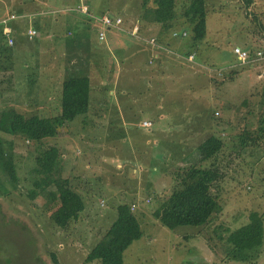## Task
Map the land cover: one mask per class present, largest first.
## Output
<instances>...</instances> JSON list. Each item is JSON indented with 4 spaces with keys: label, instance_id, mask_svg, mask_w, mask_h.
<instances>
[{
    "label": "rangeland",
    "instance_id": "rangeland-1",
    "mask_svg": "<svg viewBox=\"0 0 264 264\" xmlns=\"http://www.w3.org/2000/svg\"><path fill=\"white\" fill-rule=\"evenodd\" d=\"M141 5L142 0H0V17L9 12L29 15L17 21H27L37 30L32 38L20 40L18 34L27 29V24L17 26L10 48L0 35V111L12 107L24 115L41 117L60 111V84L55 78L64 77L80 65L66 64L61 57L55 59L60 46L56 51L51 46L52 18L60 20L62 27L66 26L64 20L70 19L68 28L76 36L86 19L79 9L87 11L84 13L90 18L94 13L120 15V29H107L125 33L119 35L124 40L131 36L144 42L138 33L140 24L147 25L137 20ZM153 5L148 3V7ZM186 6L185 0H176L177 22L182 24ZM101 16L94 18L99 26ZM90 18L86 22L91 25ZM204 19V38L192 49L182 47L184 52L193 51L192 62L179 60L172 49L164 46L166 54L159 59L165 66L163 78H150L144 71L133 74L134 87L127 86L130 95L122 96L125 102H134L128 107L135 115L131 123L114 119L111 91L115 95L117 89L112 88L111 80L115 53L103 43L106 55L102 53L99 59L104 63V86L99 78L96 82L92 77L91 123L76 117L61 126L57 136L38 142L0 131L1 145L9 151L18 178L14 186L0 162V264H99L86 263V255L115 220L118 205L124 203L130 205L142 230V236L124 251V264H264V136L251 140L257 136L260 114L264 115V59L240 63L234 53L242 48L251 59L262 51L264 58V0H205ZM135 26L137 32L132 34ZM184 26L187 30L183 40L189 44L193 32L190 25ZM99 30L92 34L98 42ZM173 31L167 38L159 35L162 45L182 40L173 36ZM104 33L101 42L107 38L106 29ZM151 38L158 42L155 36ZM141 42L137 45L143 51L141 57H146V46ZM111 57L113 61H109ZM157 114L163 116L153 125L139 126L144 118ZM211 133L224 143L218 163L223 176L212 189L221 210L209 224L167 228L153 211L178 186L175 171L187 162L180 161V151L187 147L184 144L193 147ZM157 137L161 145L152 144ZM142 142L147 151L152 149L153 156H159L153 158L152 165L140 160L139 155L131 159L135 143L141 148ZM51 146L58 150L53 172L36 174L35 157ZM162 151L168 154L165 162L160 158ZM202 166H208V162ZM35 177L49 183L67 178L81 196L84 209L66 228L50 219L56 204L42 197H28ZM251 211L263 217L259 252L246 260L230 259L224 254L225 237L228 231L245 224Z\"/></svg>",
    "mask_w": 264,
    "mask_h": 264
},
{
    "label": "trees",
    "instance_id": "trees-1",
    "mask_svg": "<svg viewBox=\"0 0 264 264\" xmlns=\"http://www.w3.org/2000/svg\"><path fill=\"white\" fill-rule=\"evenodd\" d=\"M149 2L154 5L148 7ZM185 4L187 6L181 15L185 20L183 24L177 22L176 0H142L141 18L149 24H157L159 34H165L172 29L177 33L176 37L180 39H185V35H182L184 30H187L184 24L190 25L193 37L188 46L192 49L197 41L204 38L205 0H185ZM23 37L27 39L22 35L20 39ZM89 95L88 76L77 72L70 73L61 83L58 114L41 117L38 114L24 115L12 107L2 109L0 111V131L34 142L55 137L59 133L60 127L66 122L88 112ZM261 114L258 118L261 124L255 131L257 136L251 137L252 141L253 138L257 140L264 136V115ZM223 146V140L218 135L209 134L189 155L185 166L179 167L175 171L178 186L153 211V216L163 226L170 229L182 225L201 226L209 224L220 212L221 206L212 189L223 176L218 166ZM8 152L4 150L0 142V162L11 183L16 186L18 178L13 159ZM57 159L58 150L51 146L35 157L33 171L36 174L42 171L52 173ZM205 162H208V166L203 167ZM33 180V187L28 190L27 195L31 200L42 197L47 202H51V205H57L50 214V219L54 224L60 228H66L78 218L79 213L84 209V202L79 193L70 186L69 179H54L50 183L42 178L35 177ZM50 184H52L51 189L46 188ZM228 232L224 240V254L230 259L252 258L258 254V248L262 245L263 217L257 211H251L245 224ZM141 236L142 230L139 221L131 211L130 205L120 204L117 207L115 220L104 236L87 253L85 262L124 264V251ZM251 250L257 251L252 253ZM54 261L56 262V260Z\"/></svg>",
    "mask_w": 264,
    "mask_h": 264
},
{
    "label": "crops",
    "instance_id": "crops-1",
    "mask_svg": "<svg viewBox=\"0 0 264 264\" xmlns=\"http://www.w3.org/2000/svg\"><path fill=\"white\" fill-rule=\"evenodd\" d=\"M79 11L82 14L86 15V17H85L86 19L84 20V23H83V21L81 22V25L78 29V33L76 36H72L73 31L68 28L67 22L70 19L64 20V22L66 23L65 27H62V23L60 20H58L56 18H52V20H51V46L53 47V49H55V51H56V48L58 46H60L55 53V56H54L55 59H58L59 57H61L64 59L66 64H72V65L78 64V65H80L79 67H76V68L74 67V69L67 71V75H65V76H68L70 73L77 72L78 74H81V75L83 74V75L88 76L89 81H90V95H89L90 97H89L88 112L84 115H80L77 117H79L80 120L84 121V122L88 119L91 123V121L93 120L91 118L92 115H89L92 111H94V108L91 105V103L94 101V97L92 95V92H93V90H92L93 89V86H92L93 85V83H92L93 78L92 77L96 78V82L99 78V80L101 81L99 84H101L102 87L104 86V85H102V84H104V81H103V78H104L103 77V72H104V65L103 64L104 63H103V60H101L103 58L102 53H105V48L104 47L101 48V45H103V43H104L107 48H111L113 53H115V55L113 54L115 57V61L113 64L114 69H115L114 76L112 75L113 74V66H112V72H111V75L113 76L112 80H111L112 81L111 86L114 90L117 89V93L115 95H114V91L113 90L111 91L112 96H114V100L112 103V110L116 116L114 119L116 121H120L122 123L123 122L124 123H131L132 119L133 118L135 119V115L133 114V112L128 110V107L129 106L132 107L134 102H130V101L125 102L124 99L122 98V96L126 95L127 93L130 95L129 89L130 88L133 89V87H134L132 84V82L134 81L133 74H135V72L144 71V72L149 73L150 78H152V76H156V78H159V77L163 78L162 75L165 74V66L162 65L161 62H159V59H161L162 56L164 54H166L164 52V49L165 48L172 49V51H174V53H176L177 58L179 60L184 59L185 62H188V60L185 58L187 51L184 52L183 48L184 49H187V48L191 49V48H189L187 41H185L183 39L181 41L174 40L172 43H171V40H169V41H167L166 45H164V44L162 45V43H160V41H159V35H161V34H159V26H157V24L153 25V24H149V23H147L146 26H142V24L139 23L140 27H139L138 33H141L142 36L140 35V37H141L142 41H144V42L138 41L136 39L133 40L132 38H130L131 36L128 37V40H124L119 35H126V34L121 33V32L114 30V29H106L107 30V34H106L107 38H106L105 42H98V41H96L97 38L92 35L94 33V30L97 33V31L99 30V27H100L99 24L96 21H94L95 20L94 18H97L98 16H101L103 14L99 15L98 13H94L91 16V18H92L91 19L89 17L90 15L88 13H84L80 9H79ZM87 18L91 19V21H92L91 25L86 22ZM137 20L142 21L141 13H139L137 15ZM22 24H27V27L29 25L27 21H16V22H14L13 27H15L14 29L16 31H18L17 29H19V28H17V26L20 27ZM25 29H26V25H25ZM91 29H92V32H91ZM155 29L157 31H155ZM65 30H66V33H65ZM24 31H23V33L20 32V34H18V35L24 34ZM129 31H131V30H129ZM154 31L156 32V35H152ZM170 31L165 33V34H162L163 38H167V36H170ZM88 32H90L91 37L88 36ZM151 36H155L157 38L158 42L160 43L159 44L157 42L158 46H153L152 44L148 43V40L150 39ZM170 38H172V37H170ZM23 39L28 40L25 37H23ZM62 40H63V42L64 41L65 42L62 43L61 42ZM140 42L142 44H145V46H146V51H147L146 57H144V56L141 57L143 51H141V49L137 45ZM95 43L97 45L94 46ZM145 46H142V48H144ZM164 46H165V48H164ZM79 50H81V51H79ZM107 50H109V49H107ZM190 52H193V51H190ZM95 53H97V55H95ZM160 54H162V55L160 56ZM178 54H181L182 57L179 56ZM105 55H106V53H105ZM109 57H110V55H108V58ZM153 57H156V58H153ZM99 58H101V59H99ZM141 58H143V59H141ZM112 59H113V57H111V59L109 61H113ZM190 62H192V61H189V63ZM196 62L197 61L195 60L194 63H196ZM259 65H261V62L259 63ZM262 65H264V62ZM65 76L58 78V79L55 78L58 85L60 84V89H61V83L64 80ZM127 86H129L130 88ZM59 94H60V91H59ZM102 98H103L102 102H104V100H105L104 94H103ZM95 100L97 101L98 97H96ZM101 105H103V104H101ZM160 116H163V115L157 114L156 117H153V118L147 117V118H144L142 121H145V120L151 121L152 120V125H153V123H154L153 121H155L156 118H159ZM97 117H98V114H97ZM104 119L106 121L108 119L107 116H105ZM139 126L144 127L141 125V123L139 124ZM220 134H222V133H220ZM157 139H158V137H157ZM159 141H160L159 139L158 140L155 139L154 143H152V142L151 143L161 145L162 141L160 143H159ZM186 142H187V140H186ZM145 143L148 144L150 142L146 141ZM145 143H143V142L140 143V145H142L141 148H138L137 144L135 143L137 150H136V147H134L135 153L132 154L131 159L135 160V157L137 158V156L139 155L138 157H140L139 158L140 160H142V159H143V161L146 160V162H148L149 165H152L153 158L155 159L159 156H157L156 153L153 156L154 152L152 151V149H149L147 151V149L145 147ZM184 145L187 147H185L184 150H181L180 154H179V159L182 162L186 161L188 159L189 155L192 154L194 149L196 148L195 147L196 145L193 147L188 146L186 144H184ZM190 145H193V143H190ZM189 147H191V149H189ZM167 155H168L167 153L162 151V155H160V158L165 162L167 160ZM119 166H121V165L119 164ZM141 167L143 168L142 165H141ZM153 170H157V168L155 166H153ZM148 184H149V181H148Z\"/></svg>",
    "mask_w": 264,
    "mask_h": 264
},
{
    "label": "built area",
    "instance_id": "built-area-1",
    "mask_svg": "<svg viewBox=\"0 0 264 264\" xmlns=\"http://www.w3.org/2000/svg\"><path fill=\"white\" fill-rule=\"evenodd\" d=\"M83 12H87V11H83ZM29 17H30L29 15L24 16L21 14H17L16 12H9L0 17V35L3 37L4 43L6 44V46L11 47L13 45L14 37L12 33L13 32L15 33V29H13L14 22H16L18 19L29 18ZM99 21H100V26H101V29L98 32L99 42L105 39L104 29H107V28L120 29L123 23V19L120 15H115L113 17L102 15L99 18ZM132 31L133 32L131 31L130 32L132 34H135L137 32V26H135ZM24 34L30 39L33 36L37 35V30L34 28V26L29 24ZM182 35H185V32H183ZM173 36H177V33L173 32ZM148 42L152 44L153 46H158L156 41L153 38L149 39ZM234 53L240 63H246L249 60L251 61L256 60V62H258L257 60L264 59L262 51H258L256 55H254V57H252L251 59H249L251 56L248 54V52L242 48H236L234 50ZM185 58L189 61H192L194 59V53H189L188 55L185 56ZM151 125L152 123L149 120H145L142 122V126L150 127Z\"/></svg>",
    "mask_w": 264,
    "mask_h": 264
},
{
    "label": "clouds",
    "instance_id": "clouds-1",
    "mask_svg": "<svg viewBox=\"0 0 264 264\" xmlns=\"http://www.w3.org/2000/svg\"><path fill=\"white\" fill-rule=\"evenodd\" d=\"M25 35V34H24ZM26 36V35H25ZM27 37V36H26ZM28 38V37H27ZM29 39V38H28Z\"/></svg>",
    "mask_w": 264,
    "mask_h": 264
}]
</instances>
